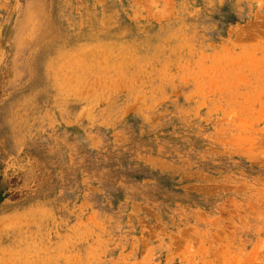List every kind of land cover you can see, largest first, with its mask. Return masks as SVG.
<instances>
[{
	"label": "rangeland",
	"instance_id": "1",
	"mask_svg": "<svg viewBox=\"0 0 264 264\" xmlns=\"http://www.w3.org/2000/svg\"><path fill=\"white\" fill-rule=\"evenodd\" d=\"M0 264H264V0H0Z\"/></svg>",
	"mask_w": 264,
	"mask_h": 264
}]
</instances>
